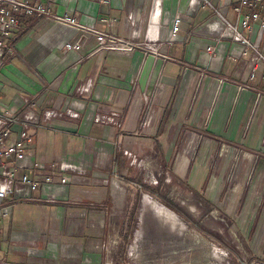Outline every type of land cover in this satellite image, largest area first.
<instances>
[{"label":"crops","instance_id":"obj_1","mask_svg":"<svg viewBox=\"0 0 264 264\" xmlns=\"http://www.w3.org/2000/svg\"><path fill=\"white\" fill-rule=\"evenodd\" d=\"M234 2L213 0L228 20L232 19L227 17L226 6ZM148 6L150 9V0H107L104 4L78 0L67 5V14L130 39L128 13H138L140 8L145 13ZM183 6L184 0H162L159 17L148 18L149 34H154L158 25L160 36L165 33L167 17ZM203 9L190 17L183 15L180 22L187 25L193 18L192 24L181 28L183 33H177L174 41L178 45L166 51L165 59L156 61L146 48L95 52L94 38L89 35L82 38L77 50H65L64 42H73L76 31L46 18L20 19L12 38L15 55L0 68V110L13 107L21 117L32 115L39 126L27 128L33 141L26 149V161L33 166L21 168L17 174L23 172L30 178L49 174L52 182L29 197L22 196L23 191L10 197V214L0 221V261L54 264L53 251L58 250V264H84V217L94 218L87 223L86 232L93 231L98 240L105 236L109 241L113 231L107 235V227L126 212L128 195L118 180L109 176L107 183L100 170L112 152L104 143L140 129L145 101H151V118L159 120L154 133L163 132L174 121L178 131L195 130L205 135L207 146L217 142L240 146L264 159V65L258 64L249 79L246 59L229 57L237 51V43L224 39L215 44L202 37L201 24L213 17L201 13ZM102 16L116 22L106 26L99 21ZM138 41H143L140 36ZM208 45L213 46L211 51H205ZM153 69L160 74L156 85ZM21 98L32 101L31 108H26ZM110 113L116 114L115 122L102 120ZM11 128L16 131L19 126ZM63 176L66 182L59 185ZM187 176L182 178L188 183L190 174ZM147 206L159 213L149 201ZM52 233L66 237V242L56 247L48 240ZM70 239L73 244L67 243ZM103 259L107 263L104 253Z\"/></svg>","mask_w":264,"mask_h":264},{"label":"rangeland","instance_id":"obj_2","mask_svg":"<svg viewBox=\"0 0 264 264\" xmlns=\"http://www.w3.org/2000/svg\"><path fill=\"white\" fill-rule=\"evenodd\" d=\"M140 9L134 25L146 45L141 46L149 49L153 60L165 59L166 51L178 45L176 37L171 42H146L149 6L145 13ZM226 10L227 17L233 19L231 6ZM201 13L213 14L208 5ZM167 19L170 22V16ZM192 19L187 25L180 22L177 33L189 28ZM166 29L163 27L161 39L166 38ZM152 74L156 85L159 70L153 69ZM144 119L149 123L142 124L135 134L109 138L110 143H104L112 152L100 170L107 176V183L110 176L123 185L128 195L127 209L107 227V235L113 231L109 241L105 236L98 240L93 231L86 232L87 223L94 218L84 217V264H264V159L240 146L219 142L207 146L205 135L195 130L178 131L174 121L163 132L160 129L159 134L154 133L159 120ZM190 166L192 173H187ZM187 174L188 183L182 178ZM151 200L163 207L175 206L178 214L165 207L174 215L175 223L167 217L160 220L157 208L147 206ZM48 240L57 247L66 242V237L52 233ZM67 241L73 244L72 239ZM57 251H53L54 264L59 262ZM103 253L107 263H103Z\"/></svg>","mask_w":264,"mask_h":264},{"label":"built area","instance_id":"obj_3","mask_svg":"<svg viewBox=\"0 0 264 264\" xmlns=\"http://www.w3.org/2000/svg\"><path fill=\"white\" fill-rule=\"evenodd\" d=\"M76 1L78 0H0V68L15 55V50L12 47V38L22 18H46L76 31L78 35L73 42H64L63 48L65 50H77L82 38L88 35L94 38L93 51L95 52L103 50L132 52L135 48H145L141 46V43L145 45V42L138 41L141 31L139 27L134 25L136 13L132 11L128 13L131 26L130 39H124L118 35L95 28L93 23H82L74 16H69L67 14V5ZM88 1L97 4L107 3V0ZM156 1L161 7L162 0ZM234 1L231 6L234 16L232 20H228L222 13H219L213 0H184V6L178 7L170 16L172 22L170 20L167 25L165 39L160 37L159 25L154 34H149L146 26L144 38L146 42L161 43L163 40L171 42V39L176 37L177 28L183 15L188 17L196 15L199 9L208 5L212 10L213 17L201 24L199 30L201 36L208 38L215 44H219L224 39L234 44L237 43V51L229 57L232 59L245 58L248 78L251 79L256 73L257 65H264V51L261 49V47L264 48V0ZM153 3L154 0H150V5ZM99 21L106 26H111L116 22V19L102 16ZM212 49L213 46L208 45L205 51H211ZM262 78L264 79V74ZM217 82L220 83L221 79H218ZM150 100L151 98L149 97L147 102ZM21 101L26 108H31L33 105L32 101L30 102L26 98H21ZM150 102L146 103L145 101L147 111L145 110L146 113H143L144 117L142 116L141 118L140 126L149 123L144 118L150 120L152 116L153 110ZM27 112L31 113L29 109ZM113 117H116V114L110 113L108 116L103 117L102 120L115 122ZM97 120L101 121V117H98ZM30 124L39 127L33 120L32 115L21 117L17 114L16 109L10 106L2 107V110H0V221L7 218L10 214L11 196L23 191L22 196L29 197V193L37 188H44L52 182L49 174L38 178L35 176L30 178L23 172L17 174L19 169L33 166L32 162L28 164L26 161L28 157L26 149L33 141V137L27 130L28 126H31ZM12 126H19V128L16 131H12ZM58 181L59 185H63L66 182V178L64 176L60 177ZM0 264L5 263L0 261Z\"/></svg>","mask_w":264,"mask_h":264},{"label":"bare ground","instance_id":"obj_4","mask_svg":"<svg viewBox=\"0 0 264 264\" xmlns=\"http://www.w3.org/2000/svg\"><path fill=\"white\" fill-rule=\"evenodd\" d=\"M160 12H161V7L158 5V1L154 0V3L152 4V9L149 13L150 14V16H149L150 20L153 21L154 19H157V17H159V15H160ZM149 205L151 207H153L154 205L158 207V210H159V216L158 217L159 218L161 217L160 220H162V218L167 217V218H169V220H171L170 223H172V224L175 223V221L173 220V219H175L174 215L169 210L167 211V209L165 207L160 206V205H156L154 202H150V201H149ZM164 223H165V221H164ZM169 227H172V226L169 225Z\"/></svg>","mask_w":264,"mask_h":264},{"label":"trees","instance_id":"obj_5","mask_svg":"<svg viewBox=\"0 0 264 264\" xmlns=\"http://www.w3.org/2000/svg\"><path fill=\"white\" fill-rule=\"evenodd\" d=\"M170 206H172L173 208L169 207V206H165V207H169L173 212H175L176 214H178V209H176L175 206H173L172 204H170Z\"/></svg>","mask_w":264,"mask_h":264}]
</instances>
